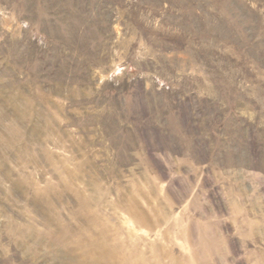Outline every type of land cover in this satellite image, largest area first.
<instances>
[{
  "label": "rangeland",
  "instance_id": "374dc122",
  "mask_svg": "<svg viewBox=\"0 0 264 264\" xmlns=\"http://www.w3.org/2000/svg\"><path fill=\"white\" fill-rule=\"evenodd\" d=\"M0 264H264V0H0Z\"/></svg>",
  "mask_w": 264,
  "mask_h": 264
}]
</instances>
